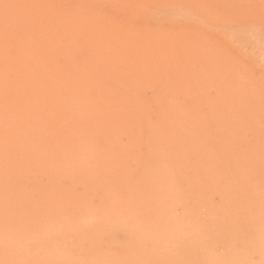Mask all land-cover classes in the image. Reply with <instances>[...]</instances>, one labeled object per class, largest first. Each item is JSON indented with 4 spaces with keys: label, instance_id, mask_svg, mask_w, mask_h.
<instances>
[{
    "label": "rangeland",
    "instance_id": "1",
    "mask_svg": "<svg viewBox=\"0 0 264 264\" xmlns=\"http://www.w3.org/2000/svg\"><path fill=\"white\" fill-rule=\"evenodd\" d=\"M213 4L245 6L235 25L211 31L200 19L185 22L183 11L157 13L134 22L131 12L108 8H12L13 16L32 18L15 36L10 65L18 88L16 106L5 113L3 13L9 5ZM261 0H0V261L46 259L42 249L31 257L6 251L5 204L12 217L64 213L67 239L88 259L197 261L205 257L196 240L175 254L159 245L133 246L112 224L75 233L74 202L81 194L120 195L147 219L164 208L156 178L137 175L149 152L167 150L166 167L179 176V193H168L167 207L177 203L198 212L214 237L223 240L231 220L248 208L243 187L230 181L233 158L252 162L260 179L261 102L264 78V31ZM211 40L223 53L217 67L185 47L188 40ZM87 51L79 53V49ZM231 69V76L223 73ZM9 161L5 163V140ZM152 136L151 146L148 136ZM85 144L107 150L96 171L64 167L54 171L53 157ZM143 147L144 151H141ZM122 163L114 168L108 157ZM99 202V201H98ZM258 210V202H257ZM163 235V233H161ZM99 242L93 247L92 242Z\"/></svg>",
    "mask_w": 264,
    "mask_h": 264
},
{
    "label": "snow or ice",
    "instance_id": "2",
    "mask_svg": "<svg viewBox=\"0 0 264 264\" xmlns=\"http://www.w3.org/2000/svg\"><path fill=\"white\" fill-rule=\"evenodd\" d=\"M88 8L100 14H107L108 8H122L130 10L134 22L150 21L157 13H172L176 9L183 11L182 19L191 22L200 19L211 31L223 29L237 23L238 9L245 6H226L213 4H118V5H9L3 6V37H4V105L5 113L16 106L18 88L13 81L10 65L14 61L15 36L22 24H31L35 27L32 18L13 16L9 9L12 8ZM264 9V0H261ZM261 30L264 31V11L260 18ZM185 47L206 54L203 59L217 67L223 53L209 39L188 40ZM87 50L79 49L80 54ZM231 69L223 73L225 78L231 76ZM261 102V158L260 179L256 184L252 172V162L241 164L239 158H233L234 174L230 175L231 182L240 185L248 195V208L242 215L235 216L226 229L223 240L214 237L206 225V219L198 212L188 213L184 206L177 203L174 209L167 207L168 193H179V176L169 169L166 175H161V169L166 167L167 150L160 155L149 152L143 167L137 170V175L148 176L151 173L157 180L161 192V201L164 208L155 219L144 218L127 198L115 195L106 199L101 193L90 195L81 194L74 202V210L79 214L75 218V233H84L94 225L110 222L113 231L122 230L131 239L133 246L148 247L159 245L153 250L167 254H175L186 247L191 241L196 240L198 251L205 257L197 261L185 260H138V259H88L82 254V249L77 246L65 244L62 250H57L56 241L67 239L68 233L64 228L62 212H53L46 215H35L27 220L12 217L5 204L6 232L4 236L6 251H20L24 256L31 257L42 249L52 253L46 259H20L12 264H264V78L260 82ZM151 146L152 136H148ZM9 143L5 140V163L9 161ZM107 150H102L96 145L85 144L82 148L74 150L63 157H53L51 166L54 171L64 167L74 170L96 171L102 165V156ZM143 152V147L141 148ZM108 161L114 168L119 167L122 161L111 155ZM99 201V202H98ZM258 202V210H257ZM163 233V235H161ZM93 247H98L99 242H92ZM0 264H5L0 261Z\"/></svg>",
    "mask_w": 264,
    "mask_h": 264
}]
</instances>
